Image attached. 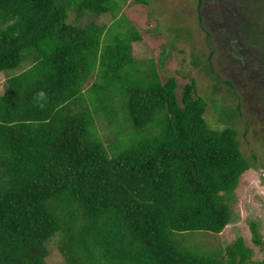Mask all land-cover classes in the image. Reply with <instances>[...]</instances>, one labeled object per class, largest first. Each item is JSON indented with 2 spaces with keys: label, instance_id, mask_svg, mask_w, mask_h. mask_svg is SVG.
Instances as JSON below:
<instances>
[{
  "label": "trees",
  "instance_id": "16d2710c",
  "mask_svg": "<svg viewBox=\"0 0 264 264\" xmlns=\"http://www.w3.org/2000/svg\"><path fill=\"white\" fill-rule=\"evenodd\" d=\"M127 1L0 0V73L11 74L0 94V264H48L56 235L61 264H252L244 237L225 250L186 243L233 220L253 165L236 127L210 125L195 79L180 96L178 79L160 74L167 58L133 57L142 35L120 15ZM197 1L203 20L208 0ZM235 2L220 15L223 39H243L258 63L240 70L243 85L225 80L242 115V87L264 101V0ZM72 11L113 22L78 26ZM230 48L211 58L234 71L245 54Z\"/></svg>",
  "mask_w": 264,
  "mask_h": 264
},
{
  "label": "rangeland",
  "instance_id": "374dc122",
  "mask_svg": "<svg viewBox=\"0 0 264 264\" xmlns=\"http://www.w3.org/2000/svg\"><path fill=\"white\" fill-rule=\"evenodd\" d=\"M227 7L236 8L235 0H208V4L203 7L204 19L200 20L197 0H146V3L128 0L120 15L131 19L142 35V40L133 43V57L146 61L154 59L159 66L161 60L167 58L160 74L164 81L172 76L178 79L180 96L185 84L195 79L199 93L209 102L206 118L210 125L219 129L230 125L236 127L241 149L253 165L242 175L236 190L233 220L218 234L205 231L189 234L186 243L198 250H225L239 237H244L246 244L253 249L252 264H264V101L257 100L252 91H245L242 87L238 92L244 100L241 109L243 114L236 112L242 100L225 80L233 79L236 84H242L240 70L255 72L258 63L254 53L246 49L243 39L237 37L234 43H231V35L223 39L220 25L224 20L220 19V15ZM69 21L78 26H85L91 21L109 26L113 19L110 14L95 16L92 13L72 11ZM203 26L212 31L213 40L207 41ZM230 44L241 55L245 54L240 58L232 57L237 64L234 71L226 69L228 66L220 61L218 53L211 58V52L216 47L220 45L231 49ZM237 50L235 53L239 54ZM211 59L216 72L210 67ZM26 63L24 61L17 69L10 71L12 74L18 73L26 67ZM10 75L0 73V94ZM252 221L260 224L259 231L263 239L261 245L254 242ZM48 247V264L63 263L64 253L58 235L49 241Z\"/></svg>",
  "mask_w": 264,
  "mask_h": 264
},
{
  "label": "flooded vegetation",
  "instance_id": "af4514ba",
  "mask_svg": "<svg viewBox=\"0 0 264 264\" xmlns=\"http://www.w3.org/2000/svg\"><path fill=\"white\" fill-rule=\"evenodd\" d=\"M252 87H254V88H255V86H252Z\"/></svg>",
  "mask_w": 264,
  "mask_h": 264
}]
</instances>
